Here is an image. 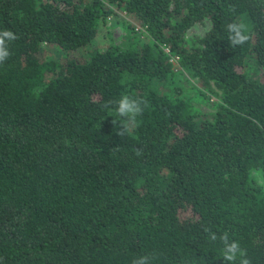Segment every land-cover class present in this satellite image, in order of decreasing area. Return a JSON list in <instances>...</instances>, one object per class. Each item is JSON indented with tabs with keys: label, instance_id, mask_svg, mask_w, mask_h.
<instances>
[{
	"label": "trees",
	"instance_id": "trees-1",
	"mask_svg": "<svg viewBox=\"0 0 264 264\" xmlns=\"http://www.w3.org/2000/svg\"><path fill=\"white\" fill-rule=\"evenodd\" d=\"M117 11L146 42L66 53ZM3 30L17 39L0 65V264H225L205 227L264 264V0H0ZM123 94L148 106L118 136L102 104Z\"/></svg>",
	"mask_w": 264,
	"mask_h": 264
},
{
	"label": "clouds",
	"instance_id": "clouds-1",
	"mask_svg": "<svg viewBox=\"0 0 264 264\" xmlns=\"http://www.w3.org/2000/svg\"><path fill=\"white\" fill-rule=\"evenodd\" d=\"M229 13L236 11L234 4L228 5ZM228 33L227 40L232 47H241L248 43L251 39L250 29L243 19H236L226 26ZM17 39V36L11 30L0 31V65H2L11 55L9 52V42ZM148 104L146 100L132 97L128 94L121 95L118 99H110L102 104L103 109L115 116L111 123L117 128L118 136L127 135L134 127H138L140 121L138 117L142 116ZM137 156L142 155V150L135 149ZM207 233L210 242H217L222 245V258L225 264H252L248 257L247 250L241 247L240 243L235 239H230V234L224 232L217 235L208 227L203 228ZM153 257L151 255H143L133 259L132 264H152Z\"/></svg>",
	"mask_w": 264,
	"mask_h": 264
},
{
	"label": "rangeland",
	"instance_id": "rangeland-1",
	"mask_svg": "<svg viewBox=\"0 0 264 264\" xmlns=\"http://www.w3.org/2000/svg\"><path fill=\"white\" fill-rule=\"evenodd\" d=\"M117 14L110 13L105 17H100L98 19V29L95 37L93 40L86 44L85 46L82 45L78 48H72L66 51V53L76 55L80 58H85L93 49H102L107 45L109 42H114L120 45L129 44L132 41L136 40L138 43L146 42L147 39L141 34L138 33L136 36L128 35L127 30L123 27L124 25L121 21H117L120 17H126L123 11H117ZM209 22L207 19H204L202 23L196 22L190 25L186 31L185 36L189 37L193 34H201L204 29L208 26ZM137 28V25H135ZM130 34V33H129ZM40 53L41 56H49L54 58H60L64 54V51L55 44V43H40ZM39 53V54H40ZM173 64H176V61L173 59ZM184 77L186 78L187 75L184 72H181L177 76L178 85L182 88V92L185 93L187 96L190 97L191 103L201 111H211L213 107L211 106L210 102L215 99V96L210 95V98L201 96L200 94L196 93L194 87L189 86V84H185L183 82ZM190 81H193L196 87H199V83L196 80L187 77Z\"/></svg>",
	"mask_w": 264,
	"mask_h": 264
},
{
	"label": "built area",
	"instance_id": "built-area-1",
	"mask_svg": "<svg viewBox=\"0 0 264 264\" xmlns=\"http://www.w3.org/2000/svg\"><path fill=\"white\" fill-rule=\"evenodd\" d=\"M170 59L173 61L174 58H170Z\"/></svg>",
	"mask_w": 264,
	"mask_h": 264
}]
</instances>
